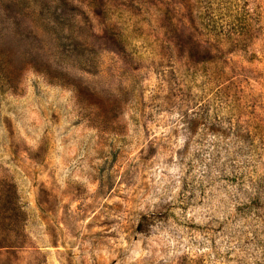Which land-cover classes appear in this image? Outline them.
<instances>
[{"label":"rangeland","instance_id":"rangeland-1","mask_svg":"<svg viewBox=\"0 0 264 264\" xmlns=\"http://www.w3.org/2000/svg\"><path fill=\"white\" fill-rule=\"evenodd\" d=\"M0 264H264V0H0Z\"/></svg>","mask_w":264,"mask_h":264}]
</instances>
